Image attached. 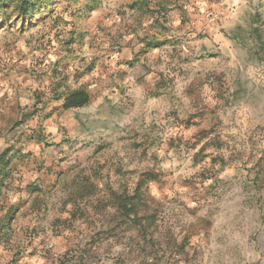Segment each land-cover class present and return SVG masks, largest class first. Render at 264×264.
I'll return each instance as SVG.
<instances>
[{"label": "rangeland", "instance_id": "rangeland-1", "mask_svg": "<svg viewBox=\"0 0 264 264\" xmlns=\"http://www.w3.org/2000/svg\"><path fill=\"white\" fill-rule=\"evenodd\" d=\"M0 173V264H264V0L0 16Z\"/></svg>", "mask_w": 264, "mask_h": 264}, {"label": "trees", "instance_id": "trees-1", "mask_svg": "<svg viewBox=\"0 0 264 264\" xmlns=\"http://www.w3.org/2000/svg\"><path fill=\"white\" fill-rule=\"evenodd\" d=\"M50 1L51 0H0V16L5 17L7 15H11L12 13H18V15L22 16L23 18H27L28 16L33 15L35 11H38L39 8H41V5L44 4L46 6L49 4ZM63 99V109L69 110L87 106L90 102L91 96L86 90L77 89L66 93ZM7 153L8 151L3 153L1 159L4 160L6 158ZM2 169L5 170L6 167ZM135 194L137 198L143 197L142 184H139ZM128 204V202H125V209L127 208ZM133 206H135V204H133ZM12 212L13 211L11 209L8 210V213L6 215V221L11 218Z\"/></svg>", "mask_w": 264, "mask_h": 264}, {"label": "built area", "instance_id": "built-area-1", "mask_svg": "<svg viewBox=\"0 0 264 264\" xmlns=\"http://www.w3.org/2000/svg\"><path fill=\"white\" fill-rule=\"evenodd\" d=\"M229 15V8L210 9L205 14V22L209 27L219 26L226 22Z\"/></svg>", "mask_w": 264, "mask_h": 264}]
</instances>
